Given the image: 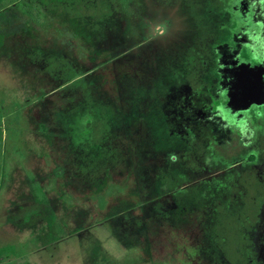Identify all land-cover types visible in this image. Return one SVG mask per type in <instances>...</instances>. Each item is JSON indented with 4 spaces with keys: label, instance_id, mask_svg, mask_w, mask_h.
Masks as SVG:
<instances>
[{
    "label": "rangeland",
    "instance_id": "374dc122",
    "mask_svg": "<svg viewBox=\"0 0 264 264\" xmlns=\"http://www.w3.org/2000/svg\"><path fill=\"white\" fill-rule=\"evenodd\" d=\"M223 4L0 0V264H243L253 196L209 227L215 193L158 187L172 75L192 61L219 91Z\"/></svg>",
    "mask_w": 264,
    "mask_h": 264
},
{
    "label": "flooded vegetation",
    "instance_id": "af4514ba",
    "mask_svg": "<svg viewBox=\"0 0 264 264\" xmlns=\"http://www.w3.org/2000/svg\"><path fill=\"white\" fill-rule=\"evenodd\" d=\"M226 7L230 18L224 28L231 42L219 60V91L199 90L204 72L192 61L172 75L160 127L162 140L173 146L172 176L160 175L165 181L161 178L158 187L168 200L174 197V208L184 194L215 193L218 199L205 201L201 209L211 213L209 227L217 225L216 208H231L236 196H253L258 204L248 225L253 234L242 227L247 246L240 259L264 264V70L256 78L245 70H238V81L234 76L239 65L264 69V0H247L242 10Z\"/></svg>",
    "mask_w": 264,
    "mask_h": 264
},
{
    "label": "water",
    "instance_id": "95a60500",
    "mask_svg": "<svg viewBox=\"0 0 264 264\" xmlns=\"http://www.w3.org/2000/svg\"><path fill=\"white\" fill-rule=\"evenodd\" d=\"M238 69H241L242 72L245 70L247 71L248 74H250L251 76H254V78H256V76L258 77L259 75L262 74V71L264 70L262 67H257V68H252L250 67L249 65H239L235 70H234V76H235V80L237 78V81H238V78L239 76L237 75V70ZM241 77V76H240ZM256 82V81H255ZM261 82V80H260Z\"/></svg>",
    "mask_w": 264,
    "mask_h": 264
},
{
    "label": "trees",
    "instance_id": "16d2710c",
    "mask_svg": "<svg viewBox=\"0 0 264 264\" xmlns=\"http://www.w3.org/2000/svg\"><path fill=\"white\" fill-rule=\"evenodd\" d=\"M222 4L228 5V10H242L243 5L247 4V0H220ZM223 4V5H224Z\"/></svg>",
    "mask_w": 264,
    "mask_h": 264
}]
</instances>
